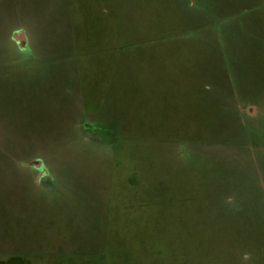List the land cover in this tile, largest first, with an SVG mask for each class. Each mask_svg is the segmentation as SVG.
<instances>
[{
	"label": "rangeland",
	"instance_id": "1",
	"mask_svg": "<svg viewBox=\"0 0 264 264\" xmlns=\"http://www.w3.org/2000/svg\"><path fill=\"white\" fill-rule=\"evenodd\" d=\"M0 264H264V0H0Z\"/></svg>",
	"mask_w": 264,
	"mask_h": 264
}]
</instances>
